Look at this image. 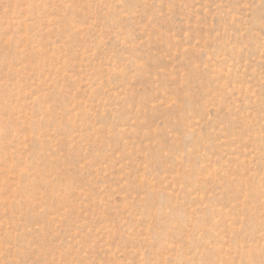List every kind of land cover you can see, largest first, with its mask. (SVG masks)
Returning <instances> with one entry per match:
<instances>
[{
  "label": "rangeland",
  "instance_id": "1",
  "mask_svg": "<svg viewBox=\"0 0 264 264\" xmlns=\"http://www.w3.org/2000/svg\"><path fill=\"white\" fill-rule=\"evenodd\" d=\"M0 264H264V0H0Z\"/></svg>",
  "mask_w": 264,
  "mask_h": 264
}]
</instances>
